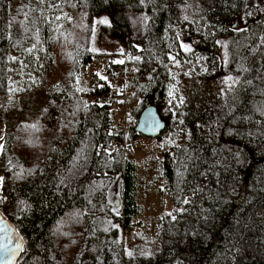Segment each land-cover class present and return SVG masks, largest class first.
Here are the masks:
<instances>
[{
    "label": "trees",
    "instance_id": "trees-1",
    "mask_svg": "<svg viewBox=\"0 0 264 264\" xmlns=\"http://www.w3.org/2000/svg\"><path fill=\"white\" fill-rule=\"evenodd\" d=\"M94 29L128 52L106 76L133 99L124 136L105 81L91 103L75 89ZM21 62L35 79L18 86ZM177 63L197 80L221 66L233 78L189 101ZM10 90L20 103L4 124L0 213L22 240L15 264H264V0H0V97ZM146 106L164 123L153 148L170 203L148 217L136 162L111 146L137 135Z\"/></svg>",
    "mask_w": 264,
    "mask_h": 264
},
{
    "label": "rangeland",
    "instance_id": "rangeland-1",
    "mask_svg": "<svg viewBox=\"0 0 264 264\" xmlns=\"http://www.w3.org/2000/svg\"><path fill=\"white\" fill-rule=\"evenodd\" d=\"M90 40L91 45L89 47H91V50L96 54V56L84 69H78V71H75L73 76L75 89L79 95H84L83 99L85 103L93 102L92 97L87 95V93L92 89V86L98 87L103 81L114 85L116 88L123 85L121 81L122 77L117 75V73H115L116 79H114L113 82L109 81L106 76L112 74L113 72L111 64L120 63L128 55V52L122 49L120 43L107 36L106 31L98 32L97 29H94L91 33ZM177 43L181 50H186L185 46H187V49L189 50L194 44V39L192 37L178 35ZM216 54L217 59L220 63H222L225 57L223 44L219 45L216 50ZM18 64L20 67V71L18 72L19 77L16 80L12 77L10 80L11 84L16 81L19 86V81L23 82L25 79L32 82L35 79L33 71L30 69L24 70V67L26 66L25 62ZM173 67L175 68L176 73L181 74L178 75V83L176 84L179 88H181V90H186V95L188 96L189 101H205L210 94L214 96L219 95L230 85L233 78L230 74H226L222 71V66L218 71L214 72L212 76L198 79L199 81L195 77H191L187 71L181 73L178 68V63ZM24 76H26V78ZM39 86H43V83L36 81L31 89H36ZM124 99L127 104V96L123 98V101ZM132 100L133 99H129V104L124 108V121L125 117H127L128 109L130 110L133 106ZM19 103V91L10 90L4 96L0 97V145L2 144L4 124L5 122H9L15 118V115L18 112ZM117 118L118 115L115 114V118L113 120L114 127H116L115 123L117 122ZM154 146L152 145L151 147H145L142 149L127 148V154H129L128 157L136 162L137 172L144 178V182H141L139 194V204L142 206L144 217L153 216L161 210L168 209L170 206L167 196L161 192L163 189V183L158 176L157 163L159 151L154 149ZM253 164H255V162H252V165ZM110 190L112 197H110L111 200H117L118 193H116V188L111 187ZM104 223V219H98L96 226L100 227Z\"/></svg>",
    "mask_w": 264,
    "mask_h": 264
},
{
    "label": "water",
    "instance_id": "water-1",
    "mask_svg": "<svg viewBox=\"0 0 264 264\" xmlns=\"http://www.w3.org/2000/svg\"><path fill=\"white\" fill-rule=\"evenodd\" d=\"M163 128L164 123L153 106H146L141 110L134 126L135 132L142 135L152 136H158ZM242 196L243 192H240L238 199H241ZM114 204H117L116 200L114 201ZM6 236L12 238V247H15L16 243H20L21 250H19L14 256H8L7 254L0 252V264H15L22 251V240L13 224L0 213V242H5L4 238Z\"/></svg>",
    "mask_w": 264,
    "mask_h": 264
},
{
    "label": "built area",
    "instance_id": "built-area-1",
    "mask_svg": "<svg viewBox=\"0 0 264 264\" xmlns=\"http://www.w3.org/2000/svg\"><path fill=\"white\" fill-rule=\"evenodd\" d=\"M106 87L108 88L107 95L104 97L109 101V107L114 110V112L118 113V128L121 129L123 136L125 135V121H124V108L127 105L125 103V99L123 98L127 96V91L125 89L115 87L112 84L106 82ZM137 133V132H136ZM156 141V136L152 135H142L137 133V135L131 140H123L122 142L113 141L111 142V146L115 148H123L128 151L127 148H137L142 149L148 146H151Z\"/></svg>",
    "mask_w": 264,
    "mask_h": 264
},
{
    "label": "snow or ice",
    "instance_id": "snow-or-ice-1",
    "mask_svg": "<svg viewBox=\"0 0 264 264\" xmlns=\"http://www.w3.org/2000/svg\"><path fill=\"white\" fill-rule=\"evenodd\" d=\"M185 49H187V46H185ZM122 62V61H121ZM171 95V93H170ZM3 146L0 145V148H2ZM3 178H0V181H2ZM5 242H0V252H3L5 254H7L8 256H14L16 255V253L21 250V245L20 243H16L15 247H12V238L10 236H6L4 238Z\"/></svg>",
    "mask_w": 264,
    "mask_h": 264
},
{
    "label": "crops",
    "instance_id": "crops-1",
    "mask_svg": "<svg viewBox=\"0 0 264 264\" xmlns=\"http://www.w3.org/2000/svg\"><path fill=\"white\" fill-rule=\"evenodd\" d=\"M115 201V200H114Z\"/></svg>",
    "mask_w": 264,
    "mask_h": 264
}]
</instances>
